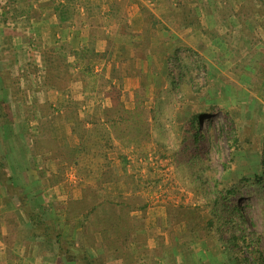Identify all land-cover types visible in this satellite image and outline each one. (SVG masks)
Returning <instances> with one entry per match:
<instances>
[{
	"label": "rangeland",
	"instance_id": "374dc122",
	"mask_svg": "<svg viewBox=\"0 0 264 264\" xmlns=\"http://www.w3.org/2000/svg\"><path fill=\"white\" fill-rule=\"evenodd\" d=\"M83 1L72 0L73 4ZM179 1L185 4L169 11L168 26L183 31L200 18V33L183 35L182 41L169 32L164 41L168 55L147 61L151 80L145 78V87L140 82L136 104H123L119 95L111 107H101L96 119L85 110L86 127L99 128L107 119L116 123L110 149L90 148L91 152L79 154L84 159L81 164L69 161L63 149L80 143L71 133L77 113L60 121L57 139L31 131L22 137L21 131L32 130V123L21 129L22 124L15 122L17 136L2 129L0 153L11 148L8 159L15 164L19 142L24 141L37 147L35 155L48 156L43 161H50V168L38 170L36 176L58 177V183H65L58 192L68 196L80 192L81 200L67 203V220L73 230L80 227L78 220L82 222V243L101 248L103 254L97 258L104 264H226L229 248L212 213L213 201L229 189L234 191L231 203L243 213L241 229L249 241L233 252L247 257L250 264H264V187L258 182L264 170V0ZM13 5V0H0V85L4 92V84H11L10 93L17 94L13 87H20L22 79L4 73L8 55L4 26L15 28L20 19L12 17ZM44 78L53 82L46 74ZM36 93L26 89L23 99L33 102ZM37 109L48 113L46 105ZM29 110L32 106L25 109L26 117ZM135 111V116L128 114ZM39 123L42 132L48 129ZM64 123L67 130L71 128L70 135L62 133ZM41 138L48 144L40 148ZM131 139L135 142L129 143ZM16 180L14 176L18 185ZM24 190L29 199L24 201L26 211L39 210L44 223L49 220L51 227H63L57 209L46 210L50 193L39 192L33 181L26 182ZM105 193L115 199L104 202ZM99 205L106 211L103 218L98 216ZM219 205L224 218L231 215L233 204L219 201ZM235 217L238 226L240 218ZM0 244H4L1 239Z\"/></svg>",
	"mask_w": 264,
	"mask_h": 264
},
{
	"label": "crops",
	"instance_id": "0c3cea01",
	"mask_svg": "<svg viewBox=\"0 0 264 264\" xmlns=\"http://www.w3.org/2000/svg\"><path fill=\"white\" fill-rule=\"evenodd\" d=\"M13 1L10 9L15 10V15L12 17L20 16V19L15 28L4 26V52L8 53L4 57V73L11 78L18 75L22 83L18 88L13 87L17 94L10 93L11 84H4V92L0 85V107L11 106V124L5 126L4 108H0V136L2 129L17 136L18 133H13L15 122L22 124L21 129L28 127L30 122L33 129L22 130V137L25 133L30 136L31 131L37 136L43 133L61 138V130L56 127L60 121L68 119L69 111L79 113L81 121L85 120V110L96 119L101 107H111L113 99L119 95L123 104L133 106L140 82L143 85L146 77L151 80L147 61L157 55H168L164 41L168 40L169 32H174L182 41L186 40L183 35L200 33V18L183 31L176 32L168 26L169 11H178V7L185 4L179 0H84L81 4H73L72 0ZM45 74L53 82L47 83ZM57 76H60V85L54 83ZM26 89L31 94L37 90L36 101L23 99L22 93ZM146 89H151V85ZM42 105L48 106L45 115L37 109ZM28 106H32V110L26 117ZM40 121L46 123L47 130L42 132ZM63 128L62 133L70 135L71 128L67 130L65 123ZM19 143L20 157H16L15 164L8 159L13 154L11 148L7 153H0V239L4 241L0 244V264H75L61 253L66 242L83 246L89 257L98 260L97 257L103 254L102 249L88 247L81 241L82 222L78 220L80 227L73 230L72 221L67 220L70 208L67 203L72 198L81 200L80 192L68 196L58 192L65 184L58 183V177L36 176L38 170L50 168L51 162L43 161L48 156L35 155L36 148L24 141ZM14 176L19 179L16 180L19 186L15 184ZM30 181L37 183L39 192L50 193L52 199L46 210L54 213L57 209L63 227L55 225L53 228L49 220H46L49 224L44 223L43 217L39 218V210L26 211L24 201L29 199L24 187ZM58 202H61L59 209L56 207Z\"/></svg>",
	"mask_w": 264,
	"mask_h": 264
},
{
	"label": "trees",
	"instance_id": "16d2710c",
	"mask_svg": "<svg viewBox=\"0 0 264 264\" xmlns=\"http://www.w3.org/2000/svg\"><path fill=\"white\" fill-rule=\"evenodd\" d=\"M128 114H132L135 116L137 114V112L136 111L132 112V113L128 112ZM67 115H68V118L71 116H77V112L75 110H72V111H69L67 113ZM3 117H4V126L9 125L10 124L9 110H8V108H5V106H4V116ZM198 117H194V119L197 120ZM132 122L134 124H136V121L133 120ZM45 126H46V123H45ZM115 126H116L115 122L107 119V121L104 124H102L101 127L99 126V128H97L96 126H94V127L92 126V127L88 128L85 126L84 122H82L79 119H76L74 126L72 127V132L75 135H77L80 143H79L77 148L73 149V148L67 146L63 149V151H65L66 155L69 156V158H70L69 161L73 162V163L75 162L76 164H81L84 161V159H82L79 156V154L91 152L90 148H94L96 150H98V149L106 150L107 148L110 149L111 148V139H109V137L111 134H113V131H114L113 128ZM200 136H202V133H200L199 137ZM47 141L48 140H46V139L43 140V138H41V141H38L37 145L39 147L40 146L41 147L46 146L48 144ZM128 142L134 143L135 141L133 139H131ZM32 148L35 149L37 147L32 145ZM34 151H37V149ZM99 153H101L100 150H99ZM191 162H192V158H190V160H189V165ZM263 164H264V161H263ZM258 182L264 187V170H263L262 175L259 177ZM199 188H200V185H199ZM203 192H204V190H203ZM207 193L208 192H205V194H207ZM233 195H234V191H232L230 189L226 190L225 194H220L218 201H216V200L213 201L214 205L216 204V206H214L212 214L214 215V218L217 221L218 229H219V232L221 234V240L226 244L227 248H229V250H228L229 252H228V255L226 257V259H227L226 264H244V263L250 264L247 257H241L239 254L235 255V253L233 252V250H239L238 248L240 247L241 243L249 242L247 235L241 229V225L244 222L243 213H242L239 206H237V205L235 206L236 203H231L232 202L231 198ZM101 197L103 198L104 202H108V200L115 199L114 196H110L106 193L101 195ZM219 201H221V202L223 201L225 206L228 204L229 205L233 204V206L229 210V212L231 214L230 216L224 218L223 212L221 211L222 209L220 207L221 205H219ZM98 209L100 211V214H98V216L103 218V216L106 214L105 208H103L102 205L101 206L99 205ZM85 216H87V218H88V214ZM235 216H238L240 218V223L238 226H236V221H235L236 217ZM33 220L34 219H31V221H33ZM41 224L44 225V223H42V222H41ZM42 225L37 224V226H42ZM35 226L36 225L34 224V227ZM224 233H227V236L224 235ZM222 234L224 235L225 238L222 237ZM59 236L60 235H58L57 237L59 238ZM237 252L240 253V251H237ZM61 253L66 254V256H67L66 258L75 264H104V262H101L97 259H93V258L89 257L88 254L84 251L83 246H80L78 244L76 245L74 242L73 243H68V242L64 243V245L61 249ZM111 256H112V254H111Z\"/></svg>",
	"mask_w": 264,
	"mask_h": 264
}]
</instances>
